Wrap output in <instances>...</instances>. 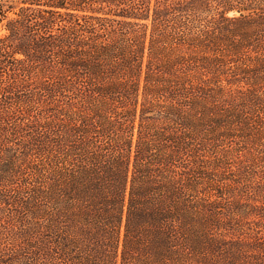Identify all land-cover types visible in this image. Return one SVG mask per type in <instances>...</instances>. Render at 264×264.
Masks as SVG:
<instances>
[{
    "label": "trees",
    "instance_id": "obj_1",
    "mask_svg": "<svg viewBox=\"0 0 264 264\" xmlns=\"http://www.w3.org/2000/svg\"><path fill=\"white\" fill-rule=\"evenodd\" d=\"M0 264H264V0H0Z\"/></svg>",
    "mask_w": 264,
    "mask_h": 264
}]
</instances>
